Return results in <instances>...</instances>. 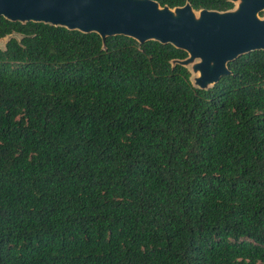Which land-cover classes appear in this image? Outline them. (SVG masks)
I'll return each instance as SVG.
<instances>
[{"label":"trees","instance_id":"trees-1","mask_svg":"<svg viewBox=\"0 0 264 264\" xmlns=\"http://www.w3.org/2000/svg\"><path fill=\"white\" fill-rule=\"evenodd\" d=\"M225 11L229 0H155ZM0 264H264V52L196 89L159 42L0 17Z\"/></svg>","mask_w":264,"mask_h":264},{"label":"water","instance_id":"water-1","mask_svg":"<svg viewBox=\"0 0 264 264\" xmlns=\"http://www.w3.org/2000/svg\"><path fill=\"white\" fill-rule=\"evenodd\" d=\"M229 10H196L190 2L171 8L155 0H0V17L12 23H40L108 38L125 36L139 44L159 42L187 53L173 60L191 74L196 89L210 90L232 74L229 65L264 52V0H229ZM12 33L0 39L5 52Z\"/></svg>","mask_w":264,"mask_h":264}]
</instances>
